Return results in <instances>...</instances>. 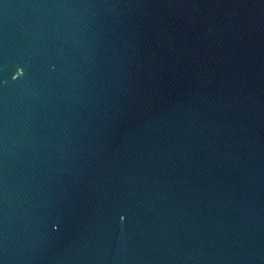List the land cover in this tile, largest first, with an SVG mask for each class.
Instances as JSON below:
<instances>
[{
	"label": "water",
	"instance_id": "1",
	"mask_svg": "<svg viewBox=\"0 0 264 264\" xmlns=\"http://www.w3.org/2000/svg\"><path fill=\"white\" fill-rule=\"evenodd\" d=\"M0 264H264V0H0Z\"/></svg>",
	"mask_w": 264,
	"mask_h": 264
},
{
	"label": "snow or ice",
	"instance_id": "2",
	"mask_svg": "<svg viewBox=\"0 0 264 264\" xmlns=\"http://www.w3.org/2000/svg\"><path fill=\"white\" fill-rule=\"evenodd\" d=\"M21 67H23V66H22V65L17 66L16 69L21 68ZM23 75H24V73H21V72H19V71H16V74H15L16 77H21V76H23ZM119 218H120L121 221H124V220L126 219V216H124V215H120Z\"/></svg>",
	"mask_w": 264,
	"mask_h": 264
}]
</instances>
